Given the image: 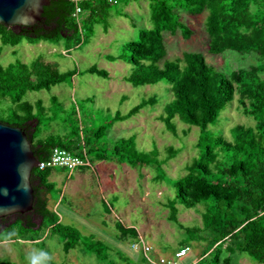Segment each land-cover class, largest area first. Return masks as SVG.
<instances>
[{"label": "trees", "instance_id": "obj_1", "mask_svg": "<svg viewBox=\"0 0 264 264\" xmlns=\"http://www.w3.org/2000/svg\"><path fill=\"white\" fill-rule=\"evenodd\" d=\"M118 1L85 0L78 4L82 13L74 15L77 5L70 0H49L40 21L31 27L6 28L0 24V44L15 47L24 38L31 44H59L75 37V45H86L94 26L107 19L109 8ZM128 1L148 3L150 27L140 28L137 39L123 45L125 60L132 67L124 81L135 88L157 84L165 87V94L170 96L157 119L171 135L176 134L175 119L188 126L187 133L190 128L198 129L197 155L184 167L185 175L172 182L173 195L164 205L168 221L181 229L188 240L204 243L199 264L205 256L210 258L205 264H231L232 253L264 264V0ZM203 13L206 14L207 54L239 55L242 60L253 56L255 63L237 69H230L227 64L219 69L208 64L203 53L193 51L166 59L164 35L179 33L183 40H189L193 32L182 22L181 15ZM77 74L108 77L106 71L96 66L81 72L76 69L60 72L54 63L44 62L40 56L30 64L20 61L6 66L0 64V103L7 101L13 111L10 119L0 118V123L23 131L39 162L48 159L54 148H59L88 161V166L76 169L79 171L89 169L92 162L112 158L119 164L147 166L164 172L162 166L178 150L169 148L166 157L159 160L156 148L139 151L135 137L130 136L116 143L112 157L104 151L98 154L94 141L106 133L104 126L88 132V138L80 136L76 126L62 134L40 136V118L36 116L42 117L45 108L41 101L33 107L22 98L28 92L50 91L58 84L72 81ZM235 97L237 110L252 119L254 125L234 124L226 138L211 129L219 126L220 113ZM157 101L156 96L148 97L126 114H114L111 124L128 120L147 106L154 107ZM21 112L23 116L19 115ZM91 139L93 143L89 142ZM52 170H32V210L0 219V243L35 242L31 233L43 229L62 245L63 254L78 250L96 264H155L156 258L149 259V252H144L141 246L135 258L120 249L119 245L131 247L142 245V241L135 227H127L119 220L114 223L111 241L87 232L83 226L79 229L63 224L57 211L48 207V201L54 200L52 192L66 203L62 187L49 181ZM155 181L162 179L156 175ZM178 206L196 211L201 208V226H182L178 221ZM185 246L188 245L182 242L177 249ZM223 251L226 255L221 256ZM0 264L14 263L0 260ZM49 264H54L51 258Z\"/></svg>", "mask_w": 264, "mask_h": 264}, {"label": "rangeland", "instance_id": "obj_2", "mask_svg": "<svg viewBox=\"0 0 264 264\" xmlns=\"http://www.w3.org/2000/svg\"><path fill=\"white\" fill-rule=\"evenodd\" d=\"M149 17L146 1L119 0L117 5L109 8L107 19L94 26L86 45H75V37L70 38L68 43L62 40L59 44H31L24 38L15 47L0 44V64L6 66L15 61L30 64L40 56L44 62L54 63L60 72L73 69L81 72L91 66L107 72V78L77 74L72 81L58 84L50 91L28 92L22 98L23 102L34 107L36 102L41 101L45 108L42 117L36 116L40 118V136L62 134L76 126L80 129H77L80 136L88 138V132L104 126L107 128L106 133L99 141H94L98 154L104 151L112 157L116 143L130 136L135 137L139 151L148 152L156 148L159 160L166 157L169 148L178 152L162 166L164 172H157L147 166L119 164L112 158L109 161L92 162L90 168L83 171L55 168L49 181L54 182L58 188L62 187L66 203L60 195L52 192V198L57 204L49 200L48 207L57 211L63 224L79 229L83 226L87 232L97 233L106 241H111L115 234L114 223L117 220L127 227H135L142 244L150 248L147 256L152 260L160 255L167 256L183 242L191 249L183 261L190 264L195 260L200 261L204 243L188 240L181 229L171 224L164 205L173 195L172 182L185 175L184 167L197 155L195 143L198 129L190 128L187 133L188 126L175 119L173 123L176 134L171 135L157 119L170 96L165 94V87L157 84L135 88L124 81L132 72V67L125 60L123 45L135 41L140 28L150 27ZM205 17V13L198 16L181 15L182 22L193 34L186 41L179 33L175 36L164 35L166 59H174L183 52L193 51L203 53L206 62L219 69L227 64L230 69H237L255 63L253 56L242 60L239 55L207 54ZM151 96L158 98L154 107L147 106L128 120L111 124L114 114L124 115ZM236 99L220 113L219 126L211 129L215 133H223L226 138H229V130L234 124L254 125L252 119L242 116L237 110ZM9 107L7 101L0 103V118L10 119L13 116ZM34 114H37L35 108ZM19 115L24 114L21 112ZM89 142L93 143V140ZM156 175L162 181H155ZM178 209V221L182 226H201V208L196 211L178 206ZM34 233L31 235L36 239L35 242L19 240L18 243H0V260L27 264L28 254L38 250L47 252L54 264H96L92 258L78 250L63 254L62 245L57 244L55 238H50L46 230ZM119 247L130 257H136L138 248L127 245ZM223 255H226L225 251ZM231 256V264H258L246 255L232 253ZM202 259V264L210 260L208 256Z\"/></svg>", "mask_w": 264, "mask_h": 264}, {"label": "water", "instance_id": "obj_3", "mask_svg": "<svg viewBox=\"0 0 264 264\" xmlns=\"http://www.w3.org/2000/svg\"><path fill=\"white\" fill-rule=\"evenodd\" d=\"M49 3V0H0V24L6 28L31 27L40 21ZM38 165L25 133L18 127L0 123V219L32 210L30 176ZM22 173L27 178L26 189L21 188Z\"/></svg>", "mask_w": 264, "mask_h": 264}, {"label": "built area", "instance_id": "obj_4", "mask_svg": "<svg viewBox=\"0 0 264 264\" xmlns=\"http://www.w3.org/2000/svg\"><path fill=\"white\" fill-rule=\"evenodd\" d=\"M77 6L75 7L74 15H79L82 13L81 8L78 6L81 2L85 0H70ZM89 163L87 160L82 159L78 156L72 155L71 153L59 149L54 148L48 157L43 162H39V165L36 169L44 170V169H55V168H64L67 170H76L81 167L88 166ZM134 248H138L141 246L144 252H149L150 248L147 247L145 244H134L132 245ZM191 251L189 246H185L175 250L170 256H163L160 255L156 257L155 264H185L183 259L189 254ZM190 264H199L198 260L193 261Z\"/></svg>", "mask_w": 264, "mask_h": 264}, {"label": "clouds", "instance_id": "obj_5", "mask_svg": "<svg viewBox=\"0 0 264 264\" xmlns=\"http://www.w3.org/2000/svg\"><path fill=\"white\" fill-rule=\"evenodd\" d=\"M26 176L22 173V184L21 188L26 189L27 182ZM6 193V190H5ZM3 211L7 212L8 209H3ZM49 254L44 251L34 250L30 252L27 256V264H49Z\"/></svg>", "mask_w": 264, "mask_h": 264}, {"label": "crops", "instance_id": "obj_6", "mask_svg": "<svg viewBox=\"0 0 264 264\" xmlns=\"http://www.w3.org/2000/svg\"><path fill=\"white\" fill-rule=\"evenodd\" d=\"M173 252H174V251H173ZM173 252H172V251H171V252H169V254H168V255L170 256V255H171Z\"/></svg>", "mask_w": 264, "mask_h": 264}]
</instances>
